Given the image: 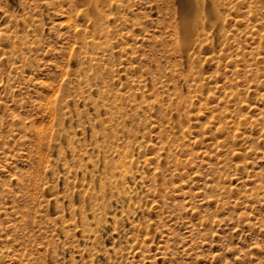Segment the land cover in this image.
I'll return each instance as SVG.
<instances>
[{
    "label": "rangeland",
    "instance_id": "374dc122",
    "mask_svg": "<svg viewBox=\"0 0 264 264\" xmlns=\"http://www.w3.org/2000/svg\"><path fill=\"white\" fill-rule=\"evenodd\" d=\"M216 1L0 0V264H264V0Z\"/></svg>",
    "mask_w": 264,
    "mask_h": 264
},
{
    "label": "bare ground",
    "instance_id": "6f19581e",
    "mask_svg": "<svg viewBox=\"0 0 264 264\" xmlns=\"http://www.w3.org/2000/svg\"><path fill=\"white\" fill-rule=\"evenodd\" d=\"M88 5V14L92 16L96 14L97 3L104 0H84ZM184 7L182 14V29L181 34L185 42H189L193 38L194 29L206 26L208 23H215L218 6L216 0H180ZM197 35V34H196Z\"/></svg>",
    "mask_w": 264,
    "mask_h": 264
}]
</instances>
